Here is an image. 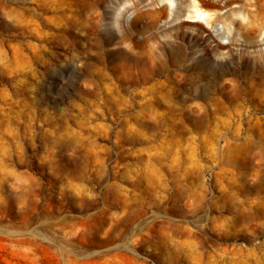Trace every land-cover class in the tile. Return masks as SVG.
I'll return each instance as SVG.
<instances>
[{"label":"rangeland","instance_id":"obj_1","mask_svg":"<svg viewBox=\"0 0 264 264\" xmlns=\"http://www.w3.org/2000/svg\"><path fill=\"white\" fill-rule=\"evenodd\" d=\"M206 3L230 42L188 0H0V264H264V94L198 93L264 39Z\"/></svg>","mask_w":264,"mask_h":264},{"label":"bare ground","instance_id":"obj_2","mask_svg":"<svg viewBox=\"0 0 264 264\" xmlns=\"http://www.w3.org/2000/svg\"><path fill=\"white\" fill-rule=\"evenodd\" d=\"M248 3L249 10L257 17V20L256 22L247 21L248 25L242 32V41L248 43V46H253L257 42L255 39L258 37V40L264 39V0H248ZM215 5L206 3L205 8L202 9L199 0H188L187 19L195 18L197 22H204L212 29V35L219 39L225 38L227 42H230L232 40V36H230L232 35V27L229 26L225 28L226 30L217 28V25L221 23L223 12L222 9L214 10L211 8ZM220 44L224 45L223 42ZM248 46L244 45L245 48ZM176 55L178 59V53ZM148 57L150 58H148L149 61H152V59L155 61L151 51H149ZM240 58L242 60L241 66L232 68L227 65V60L222 62L207 60L204 63V72L201 76L204 80V86L198 92L200 98L204 100V104H244L255 100L261 101L264 94V64L260 62L263 53L258 51L255 56L241 55ZM132 59L136 64L141 63L139 58L133 57ZM133 74V72H130L131 76ZM228 74H234V77H227ZM134 76L140 75L136 72Z\"/></svg>","mask_w":264,"mask_h":264}]
</instances>
